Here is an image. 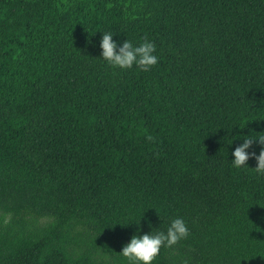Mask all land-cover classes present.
Returning a JSON list of instances; mask_svg holds the SVG:
<instances>
[{"label": "trees", "instance_id": "obj_1", "mask_svg": "<svg viewBox=\"0 0 264 264\" xmlns=\"http://www.w3.org/2000/svg\"><path fill=\"white\" fill-rule=\"evenodd\" d=\"M103 32L157 65L114 69ZM249 135L264 0H0V264H128L178 217L154 264H264V176L231 166Z\"/></svg>", "mask_w": 264, "mask_h": 264}, {"label": "clouds", "instance_id": "obj_2", "mask_svg": "<svg viewBox=\"0 0 264 264\" xmlns=\"http://www.w3.org/2000/svg\"><path fill=\"white\" fill-rule=\"evenodd\" d=\"M114 33L103 32L100 49L101 59L114 69L129 70L134 66L141 71H150L158 63L156 55V45L145 39L139 45H135L128 38L122 43L114 40ZM261 145L257 154L253 150V145ZM232 142L229 143L231 145ZM233 160L231 166L235 169H250L249 160L255 161L254 171L258 175L264 176V135H249L243 138L232 152ZM149 227L151 222L149 221ZM139 225V224H138ZM189 228L183 218L172 219L166 231L154 229L149 233L133 235L130 242L126 244L119 255L123 256L128 264H154V261L161 251V248H171L180 241L189 237Z\"/></svg>", "mask_w": 264, "mask_h": 264}, {"label": "rangeland", "instance_id": "obj_3", "mask_svg": "<svg viewBox=\"0 0 264 264\" xmlns=\"http://www.w3.org/2000/svg\"><path fill=\"white\" fill-rule=\"evenodd\" d=\"M0 215H1V213H0ZM45 222H47V220H44V221H43V223H45Z\"/></svg>", "mask_w": 264, "mask_h": 264}]
</instances>
